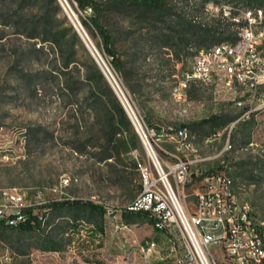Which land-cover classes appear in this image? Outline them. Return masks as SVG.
Wrapping results in <instances>:
<instances>
[{
  "label": "rangeland",
  "instance_id": "rangeland-1",
  "mask_svg": "<svg viewBox=\"0 0 264 264\" xmlns=\"http://www.w3.org/2000/svg\"><path fill=\"white\" fill-rule=\"evenodd\" d=\"M66 1L81 36L109 66L121 96L142 123L160 131L187 126L197 156L205 159L187 168L186 200H194L193 192L205 174L229 168L238 198L249 201L258 219L264 220V111L240 117L246 108L236 101L243 97L214 96L206 86L193 81L182 86L189 103L186 112L171 98V87L184 79L199 48L193 42L180 50L159 46L146 31L173 20L168 8L175 10L177 1L166 0L157 10H165L163 19L142 20L137 17L145 8L141 0H92L103 6L99 20L111 33V49L121 60L119 68L91 21V8ZM262 2L222 0L220 4L230 7L229 16L240 18L241 8ZM188 13L184 16L191 21L192 16L205 18L201 10ZM219 17L205 21L215 24ZM69 27L76 32L78 43L71 38ZM55 34L64 35L59 46L52 42ZM81 36L58 0H0V193L17 188L27 198L37 190L53 197L49 188L67 177L64 197L92 201L113 213L103 214L101 229L94 228L95 233H85L83 238L65 209L48 211L46 228L39 231L0 226V264H171L182 252L177 234L156 230L141 214L124 218L123 207L141 189L138 165L146 161V153ZM88 57L121 104L128 125L111 123L107 88L86 77L95 76ZM158 62L164 71H159ZM122 64L135 72L132 79L125 76ZM65 83L68 88L63 89ZM113 114L117 116L115 110ZM227 137L230 147H225ZM159 145L180 153L169 139ZM155 148L160 157H170ZM79 214L90 222L84 212ZM54 233L59 246L50 249L46 236ZM173 235L174 245L169 241ZM145 240L154 241L157 252L144 255L140 247ZM209 249L216 258L222 254L220 243L210 244Z\"/></svg>",
  "mask_w": 264,
  "mask_h": 264
},
{
  "label": "built area",
  "instance_id": "built-area-1",
  "mask_svg": "<svg viewBox=\"0 0 264 264\" xmlns=\"http://www.w3.org/2000/svg\"><path fill=\"white\" fill-rule=\"evenodd\" d=\"M58 1L74 27L78 28L67 10V1ZM174 1H177L175 10L187 15L199 0H184L183 6L180 0ZM200 10L205 18L192 16L193 22L209 24L205 20L218 16L222 11V15L225 18L227 16L230 28L234 30L235 39H224L199 49L192 57L184 79L171 87L172 100L181 105V112H186L189 103L182 86L193 81L206 86L214 96L231 94L243 97L236 101L238 105L246 108L240 117L253 111H264L263 8L258 5L241 8L240 18L238 15L229 16V6L217 5L212 1L205 2ZM92 55L117 94L146 153V161L138 165L141 189L122 211L145 214L156 230L177 234L182 252L171 264H264V220L258 219L249 201L238 198L234 179L227 171L229 168L205 174L200 186L193 192L194 200L188 202L184 192L187 168L192 162L205 158L197 156L187 126L180 125L171 130L158 131L143 124L127 100L121 96L123 93L109 66L98 56L99 61L93 51ZM165 139L173 142L180 153L162 149L159 144ZM225 145L230 147L228 137ZM155 146L170 157H160ZM68 183L69 178L61 177L50 187L53 197H46L42 190H37L30 198L17 188L3 190L0 193V223L5 226H18L33 216L44 226L50 203L66 199L63 195ZM111 213L113 209L104 210V214ZM116 229L119 227L116 226ZM78 231L81 238L86 236V228L81 227ZM175 239L174 235L172 239L169 238L172 245L176 244ZM212 243L221 244L222 254L219 258L209 249ZM140 251L144 255L157 252V245L152 240H145Z\"/></svg>",
  "mask_w": 264,
  "mask_h": 264
},
{
  "label": "trees",
  "instance_id": "trees-1",
  "mask_svg": "<svg viewBox=\"0 0 264 264\" xmlns=\"http://www.w3.org/2000/svg\"><path fill=\"white\" fill-rule=\"evenodd\" d=\"M77 4L81 7H89L93 11V16L91 18L92 23L97 28L98 33L100 34L102 38V43L104 45L105 50L110 53L112 56V59H114L115 66L119 68V65L121 64V60L117 57H115L113 49H111V43H112V36L109 30L100 23L99 15L102 11V4L96 3L92 0H75ZM131 3H138L139 0H128ZM143 2V5L145 6L144 9L139 10L137 13V17L141 18L142 20L149 19H163L165 15V10H159V13H157V10L164 5H166V0H141ZM212 1L213 3L220 4V1L222 0H199L198 3H195L194 9L200 10V8L204 5L205 2ZM50 3L54 2V0H49ZM264 2L257 4L258 6H261L264 10ZM174 7L168 8L169 16H175L173 20H170L168 24L164 27H154V28H148L146 31L147 33H151V37L156 39L158 41L159 46H163L169 49H176L180 50L183 48L187 43L193 42L199 49L201 48H207L210 45L219 42L224 39H235V33L231 32L229 22L226 20V18L222 15V11L219 13V19H217L215 24L209 23L202 25L200 23L193 22L189 19H187L184 14L177 12L173 9ZM155 16V17H154ZM183 18V19H182ZM213 20V19H212ZM223 26H222V24ZM70 36L73 39H77L76 32L72 30L71 27H69ZM29 37H34L32 34L28 35ZM63 34H55L54 40H52L53 43L56 45H60L62 43ZM177 52V51H176ZM89 61L91 62V69L94 71L95 76H90L86 74V77L88 81L94 80L101 82V85H104L107 88V92L109 95L108 104L111 105L112 114H110V120L111 123H119V122H125L126 125L129 124L128 119L126 117V114L121 106V104L116 100V98L113 96L110 88L106 85V83L103 80V76L101 72L98 70L94 62L90 57H88ZM159 71H164L163 64L158 62ZM124 65L122 64V69ZM125 76H129V79H132V75L135 73L133 72V69L131 68H125L124 67ZM63 89L68 88V84L65 83L62 86ZM117 112L116 114H113V111ZM182 126H186L185 124H182ZM65 209L68 210V213L72 216L73 220L76 222L74 225L75 230H79V228L83 227L86 228L87 234H90L93 231L94 228L101 229V221H102V215L104 214V208L102 205L97 204L92 201H84L81 199L76 198H66L58 201H53L50 203V209L49 212L52 211V209ZM73 211V212H72ZM75 211V212H74ZM80 212H84L86 216H89V221L86 222L82 218H80ZM140 213H126L124 214V218L126 220H129L132 216H138ZM146 216L145 214H141ZM67 217V216H64ZM147 217V216H146ZM150 220V219H149ZM0 226H3L4 228H19L20 230H29V231H39L40 228H44V226H41L39 222L36 221V219L32 216L28 219L27 222L22 223L18 226H5L2 223H0ZM46 228V227H45ZM62 230V229H61ZM73 231V230H72ZM73 233V232H71ZM95 233V232H94ZM98 234V233H97ZM46 246L50 249H57L59 246V240H57V234H50L46 236ZM99 243V241H98Z\"/></svg>",
  "mask_w": 264,
  "mask_h": 264
},
{
  "label": "water",
  "instance_id": "water-1",
  "mask_svg": "<svg viewBox=\"0 0 264 264\" xmlns=\"http://www.w3.org/2000/svg\"><path fill=\"white\" fill-rule=\"evenodd\" d=\"M76 28V27H75ZM76 30H77V32L79 33V35L81 36V33H80V31H79V29L78 28H76ZM81 38L83 39V41L85 42V44L87 45V43H86V41L84 40V38L81 36ZM87 47H88V49L90 50V52L92 53V50H91V48L87 45Z\"/></svg>",
  "mask_w": 264,
  "mask_h": 264
},
{
  "label": "bare ground",
  "instance_id": "bare-ground-1",
  "mask_svg": "<svg viewBox=\"0 0 264 264\" xmlns=\"http://www.w3.org/2000/svg\"><path fill=\"white\" fill-rule=\"evenodd\" d=\"M74 18V17H73ZM84 38V37H83ZM85 40V39H84ZM129 112H130V110H129ZM131 113V112H130ZM132 115V114H131ZM138 130L140 131V129L138 128ZM141 133V132H140ZM141 135H142V137H143V139H144V141L146 142V140H145V138H144V136H143V134L141 133Z\"/></svg>",
  "mask_w": 264,
  "mask_h": 264
},
{
  "label": "crops",
  "instance_id": "crops-1",
  "mask_svg": "<svg viewBox=\"0 0 264 264\" xmlns=\"http://www.w3.org/2000/svg\"><path fill=\"white\" fill-rule=\"evenodd\" d=\"M158 131H160V130H158Z\"/></svg>",
  "mask_w": 264,
  "mask_h": 264
}]
</instances>
